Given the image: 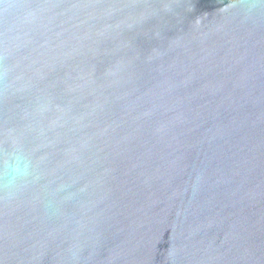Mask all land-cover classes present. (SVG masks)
Instances as JSON below:
<instances>
[{
    "label": "water",
    "instance_id": "water-1",
    "mask_svg": "<svg viewBox=\"0 0 264 264\" xmlns=\"http://www.w3.org/2000/svg\"><path fill=\"white\" fill-rule=\"evenodd\" d=\"M0 264H264V0H0Z\"/></svg>",
    "mask_w": 264,
    "mask_h": 264
}]
</instances>
